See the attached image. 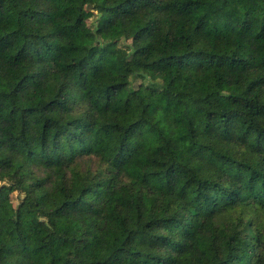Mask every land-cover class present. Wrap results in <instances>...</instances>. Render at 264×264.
<instances>
[{"label":"trees","instance_id":"16d2710c","mask_svg":"<svg viewBox=\"0 0 264 264\" xmlns=\"http://www.w3.org/2000/svg\"><path fill=\"white\" fill-rule=\"evenodd\" d=\"M0 182V264H264V0H0Z\"/></svg>","mask_w":264,"mask_h":264},{"label":"rangeland","instance_id":"374dc122","mask_svg":"<svg viewBox=\"0 0 264 264\" xmlns=\"http://www.w3.org/2000/svg\"><path fill=\"white\" fill-rule=\"evenodd\" d=\"M95 14V13H94ZM105 18V15L96 13L93 17L88 19L86 21L87 27L90 30V32H94L98 26H100ZM133 42L132 37H130L128 40H119V45L123 47H127ZM139 94H142L141 91H138ZM3 184V182H0V186ZM22 194H19L17 192H14L11 195V201L13 205H16L18 201L22 198ZM56 226L71 229L74 231H82L83 225L81 223L80 219H69L67 217L58 218L56 220Z\"/></svg>","mask_w":264,"mask_h":264}]
</instances>
